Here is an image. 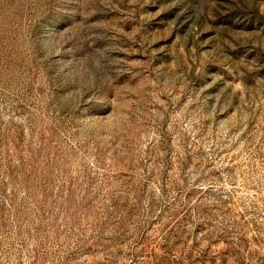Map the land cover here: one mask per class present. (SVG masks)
I'll return each mask as SVG.
<instances>
[{"label": "rangeland", "instance_id": "obj_1", "mask_svg": "<svg viewBox=\"0 0 264 264\" xmlns=\"http://www.w3.org/2000/svg\"><path fill=\"white\" fill-rule=\"evenodd\" d=\"M0 264H264V0H0Z\"/></svg>", "mask_w": 264, "mask_h": 264}]
</instances>
